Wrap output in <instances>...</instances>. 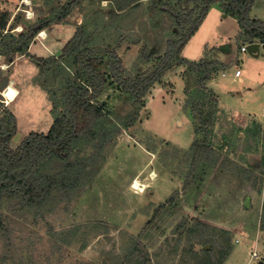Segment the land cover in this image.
Masks as SVG:
<instances>
[{
  "label": "rangeland",
  "instance_id": "374dc122",
  "mask_svg": "<svg viewBox=\"0 0 264 264\" xmlns=\"http://www.w3.org/2000/svg\"><path fill=\"white\" fill-rule=\"evenodd\" d=\"M74 1L73 12L58 21ZM196 1L0 0V53L12 40L6 31L17 35L50 20L31 56L9 63L0 55V98L18 123L12 146L30 134L48 133L63 110L77 66L62 50L78 28L107 62L114 51L134 69L146 54L151 61L143 69L151 70L175 38L171 8L180 11L187 2L194 8ZM256 2L260 6L250 16L264 21V0ZM248 40L239 20L214 4L182 54L212 64L210 70L195 73L186 63L177 65L137 96L108 89L99 101L110 114L102 126L109 137L75 151L98 173L93 183L71 194L56 192L37 210L15 195L0 198V264H122L136 239L147 245L153 264H264V47L258 56L243 53ZM38 58L45 71L33 62ZM236 67L240 79L234 78ZM9 85L18 91L11 103L3 95ZM200 95L216 113L210 139L216 165L201 164L184 193L192 178ZM137 180L143 192L133 189ZM255 252L259 258L253 260Z\"/></svg>",
  "mask_w": 264,
  "mask_h": 264
},
{
  "label": "trees",
  "instance_id": "16d2710c",
  "mask_svg": "<svg viewBox=\"0 0 264 264\" xmlns=\"http://www.w3.org/2000/svg\"><path fill=\"white\" fill-rule=\"evenodd\" d=\"M214 4L220 5L225 16L239 20L249 37L248 43H258L256 40L264 43V21L252 19L250 16L252 9L259 5L256 0H197L194 8H190L191 2H187L180 11L171 8L170 12L176 22L175 38L169 39L165 54L157 60V66L151 70L143 69V65L151 61L146 54L134 69H128L114 51L109 53L110 59L107 62L104 56L87 46L85 34L81 27L78 28L62 50L63 57L74 59L73 63L77 68L67 82V91L63 96L64 108L56 116L48 133L30 134L14 148L11 143L18 130L17 118L0 98V198L15 195L26 207L37 210L49 204L56 192L71 194L80 188H88L98 173L94 172L86 160L76 156L75 151L83 145L96 144L102 136L106 139L109 137L108 131L102 126L110 114L106 104L99 101L100 98L108 89L114 87L131 95L146 94L166 72L184 63L195 73L210 70L212 64L190 62L182 54ZM75 6L76 1L65 6L64 12L57 20H66ZM1 25L5 29L7 21H3ZM49 25L50 20L43 21L17 35L6 31L4 37L12 40L4 45L0 55L8 58L9 63L17 56H31L30 47L35 38ZM42 60L38 58L33 62L45 71V66H41ZM103 66L105 69H102ZM209 78L214 79L210 75ZM199 99L200 110L196 114L199 124L196 128L197 139L191 148L192 178L186 182L184 193L190 189L201 164L216 165V151L210 144L216 113L213 107L208 108L210 101L202 100L203 95H200ZM211 102L216 104L217 100L212 98ZM54 163L60 164L59 169L48 171L47 168ZM173 201L174 198H170L167 203L159 206L148 225H151ZM3 226L4 222L0 216V228ZM122 264H153L147 245L136 239L128 249Z\"/></svg>",
  "mask_w": 264,
  "mask_h": 264
},
{
  "label": "bare ground",
  "instance_id": "6f19581e",
  "mask_svg": "<svg viewBox=\"0 0 264 264\" xmlns=\"http://www.w3.org/2000/svg\"><path fill=\"white\" fill-rule=\"evenodd\" d=\"M3 95L8 100V103H11L16 100L18 96V91L15 87H13L12 85H9L8 88L3 92ZM134 183H133L134 184L133 189H137L139 190V192H143L145 190V186H143V184H140L138 180L135 181Z\"/></svg>",
  "mask_w": 264,
  "mask_h": 264
},
{
  "label": "built area",
  "instance_id": "2783aa9c",
  "mask_svg": "<svg viewBox=\"0 0 264 264\" xmlns=\"http://www.w3.org/2000/svg\"><path fill=\"white\" fill-rule=\"evenodd\" d=\"M249 44L250 43H246L245 45H243L241 47V52H243V53L248 52V46H249ZM259 44H260V49L264 47V44L263 43H259ZM242 73H243L242 70L239 67H236L235 72H234V78L235 79L240 78L242 76ZM227 75H228V72L227 71L222 73L223 78H225ZM257 258H259V255H258L257 252H255L253 254V258L252 259L253 260H256Z\"/></svg>",
  "mask_w": 264,
  "mask_h": 264
},
{
  "label": "water",
  "instance_id": "95a60500",
  "mask_svg": "<svg viewBox=\"0 0 264 264\" xmlns=\"http://www.w3.org/2000/svg\"><path fill=\"white\" fill-rule=\"evenodd\" d=\"M248 51L250 54H253L254 56H258L260 53V44L259 43H252L248 46ZM246 208L251 206V201L249 198L245 201ZM260 264H263L262 262Z\"/></svg>",
  "mask_w": 264,
  "mask_h": 264
},
{
  "label": "crops",
  "instance_id": "0c3cea01",
  "mask_svg": "<svg viewBox=\"0 0 264 264\" xmlns=\"http://www.w3.org/2000/svg\"><path fill=\"white\" fill-rule=\"evenodd\" d=\"M242 76H243V74H242ZM242 76H241V77H242ZM241 77H240V78H241ZM240 78H238V79H240Z\"/></svg>",
  "mask_w": 264,
  "mask_h": 264
}]
</instances>
